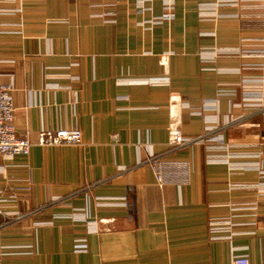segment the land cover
Wrapping results in <instances>:
<instances>
[{"label": "crops", "instance_id": "0c3cea01", "mask_svg": "<svg viewBox=\"0 0 264 264\" xmlns=\"http://www.w3.org/2000/svg\"><path fill=\"white\" fill-rule=\"evenodd\" d=\"M214 1L174 0L172 17L151 23L162 0H0V82L12 83L13 124L33 142L0 157V242L31 244L2 264H231L233 254L264 264V189L252 188L264 173L207 157L264 170V123L239 70L263 59L202 67L199 57L264 36V0L200 18ZM41 127H78L81 142L40 145ZM170 128L226 146L170 148ZM149 150L154 161L140 160Z\"/></svg>", "mask_w": 264, "mask_h": 264}, {"label": "built area", "instance_id": "2783aa9c", "mask_svg": "<svg viewBox=\"0 0 264 264\" xmlns=\"http://www.w3.org/2000/svg\"><path fill=\"white\" fill-rule=\"evenodd\" d=\"M238 0H216L210 4L198 5V16L200 18H213L219 16L216 7L219 5L236 4ZM144 0H138V6L144 8ZM162 13L160 15L153 16L150 19L151 23H160L170 19L173 15L174 0H162ZM256 13V12H254ZM264 27V24H263ZM218 56H241V57H261L263 59V65L255 67L254 65H246L240 67V71L243 74L242 83L246 80H250L253 84L244 85L243 91H245L246 99L249 96H254L252 99L255 107H257L264 123V95L262 92V86L264 82V36L257 37H243L242 42L236 46L230 47H211L203 48L199 50L200 64L202 67H208L215 65V60ZM1 60V59H0ZM157 81L159 78H149L148 81ZM145 81V80H143ZM160 81H163L160 80ZM241 84V83H240ZM11 82H0V157H11L15 154L27 155L30 152L33 142L30 140L27 131L17 132L13 124V112L14 104L12 98ZM251 88L256 90L251 91ZM217 95H234L233 92H225L219 90ZM249 97V98H248ZM216 100H206L202 108L213 109L216 108ZM194 112V111H193ZM208 128V126L206 127ZM202 141L205 143L208 149L216 150L225 147L226 145L217 136L209 137H193L185 136L178 128H170L168 132L167 142L170 148H177L180 145H184L191 142ZM40 145H60L64 143L78 144L81 142V130L78 127H58L48 128L41 127L37 131V141ZM217 152H211L208 154V160H221L229 164L230 167L236 166H248L258 168L260 172L264 173V170L260 169L259 163L256 161L239 164L229 160V154H216ZM257 156V154H255ZM155 154L153 150H149L146 154H141L140 160L142 161H154ZM156 179L159 183L162 181V175L160 172L156 173ZM234 188H246L236 187ZM251 188V187H250ZM254 189H264V184L259 182L258 185H252ZM2 208L0 207V213ZM82 219L90 224L89 220L82 216ZM225 226L211 225V229L219 230ZM86 230H96V227L86 226ZM25 250H24V249ZM31 248V244H4L0 242V264L5 257L14 254L26 253ZM74 249L79 251L87 250L86 237H76L74 239ZM231 264H250L249 258L245 254H233L231 258Z\"/></svg>", "mask_w": 264, "mask_h": 264}]
</instances>
